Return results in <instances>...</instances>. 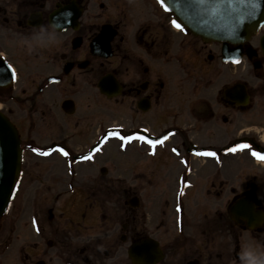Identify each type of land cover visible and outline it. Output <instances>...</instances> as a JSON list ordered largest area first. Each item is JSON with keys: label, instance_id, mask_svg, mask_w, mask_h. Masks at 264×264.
I'll list each match as a JSON object with an SVG mask.
<instances>
[{"label": "flooded vegetation", "instance_id": "af4514ba", "mask_svg": "<svg viewBox=\"0 0 264 264\" xmlns=\"http://www.w3.org/2000/svg\"><path fill=\"white\" fill-rule=\"evenodd\" d=\"M171 21L158 0H0V110L19 136L26 190L0 222V264L264 256V161L228 151L264 152V27L241 43L203 42ZM110 131L167 139L153 149L116 138L136 160L109 176L97 164Z\"/></svg>", "mask_w": 264, "mask_h": 264}, {"label": "water", "instance_id": "95a60500", "mask_svg": "<svg viewBox=\"0 0 264 264\" xmlns=\"http://www.w3.org/2000/svg\"><path fill=\"white\" fill-rule=\"evenodd\" d=\"M166 4L174 19L205 42L241 43L264 25V0L252 6L251 16L252 7L242 0H166ZM20 155L17 132L0 112V217L17 185Z\"/></svg>", "mask_w": 264, "mask_h": 264}, {"label": "rangeland", "instance_id": "374dc122", "mask_svg": "<svg viewBox=\"0 0 264 264\" xmlns=\"http://www.w3.org/2000/svg\"><path fill=\"white\" fill-rule=\"evenodd\" d=\"M117 146H118L117 140L110 141L105 151V154L100 156L101 158L99 159L98 164H97V166H104L107 169L109 176L111 175L115 176L117 173L118 175L120 174L121 176H123V174L129 171L130 168H133L134 163H135L134 160H136L135 154H133L132 152L121 155L117 149ZM42 166H45V164H42ZM239 169L240 167H237V166L232 167L231 172L233 174L237 173ZM124 176L126 177L127 183L129 184L132 183L129 180L130 174H126ZM25 193H26L25 185H23L22 183L21 189L19 190V193L17 194V197L13 203V206L11 210L9 211V213L7 214L6 219H4V221L10 220L11 216L17 215L20 212V206L23 201V198L25 197ZM146 193H148V191ZM12 237L14 238V246H12V248H17L22 239V230L19 229L16 233H14Z\"/></svg>", "mask_w": 264, "mask_h": 264}, {"label": "snow or ice", "instance_id": "6c2138e0", "mask_svg": "<svg viewBox=\"0 0 264 264\" xmlns=\"http://www.w3.org/2000/svg\"><path fill=\"white\" fill-rule=\"evenodd\" d=\"M242 2L249 7H252L254 4L258 3V0H242ZM158 3L167 11L168 10V5L166 4V0H158ZM255 11V8L252 7V11L249 12V16H251ZM172 25L180 30H183V26L176 20L173 19L171 21ZM237 23L239 24V21H237ZM234 63H240L239 60H235L233 61ZM13 77H15V73L13 72ZM145 131H147V129H145ZM171 134V133H170ZM111 137H115L117 139H119L120 141L124 142V141H132V140H141L146 142L150 147H152L154 149V147L156 145L162 144L164 142V140L167 139V136H164L162 139H157V140H153L150 139L147 136L144 135H140L139 133H132V134H127V133H122L120 131H113L108 133L105 136V140L111 138ZM123 146V145H122ZM240 150H250L251 151V155L253 157H256L262 161H264V152L261 151H256L254 149H252V146L247 144V143H236L233 147H231L230 149H228V151L230 152H237ZM33 152L39 153L40 155H50V152L52 151L51 149L48 151H41L39 148H33L32 149ZM55 151H59L60 153H62L65 157H67L69 155V152L66 151L63 147H58L57 149H55ZM173 151H176V149H173ZM201 155H208V156H212L215 157L216 153L213 151H206L203 153H199ZM91 158V153H89L88 157H84L82 156L81 159H90ZM35 223V221H34Z\"/></svg>", "mask_w": 264, "mask_h": 264}, {"label": "clouds", "instance_id": "9594fccd", "mask_svg": "<svg viewBox=\"0 0 264 264\" xmlns=\"http://www.w3.org/2000/svg\"><path fill=\"white\" fill-rule=\"evenodd\" d=\"M246 264H264V256L257 254L251 247L244 253Z\"/></svg>", "mask_w": 264, "mask_h": 264}]
</instances>
